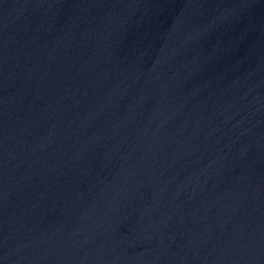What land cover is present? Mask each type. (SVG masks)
Here are the masks:
<instances>
[{
	"label": "water",
	"instance_id": "obj_1",
	"mask_svg": "<svg viewBox=\"0 0 264 264\" xmlns=\"http://www.w3.org/2000/svg\"><path fill=\"white\" fill-rule=\"evenodd\" d=\"M0 264H264V0H0Z\"/></svg>",
	"mask_w": 264,
	"mask_h": 264
}]
</instances>
